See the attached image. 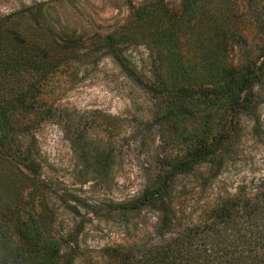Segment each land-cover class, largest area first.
Segmentation results:
<instances>
[{
    "label": "rangeland",
    "instance_id": "374dc122",
    "mask_svg": "<svg viewBox=\"0 0 264 264\" xmlns=\"http://www.w3.org/2000/svg\"><path fill=\"white\" fill-rule=\"evenodd\" d=\"M146 1L0 0V18L8 17V27L45 54L37 95L41 119L16 136L38 164V174L32 177L15 162L0 161L17 211L9 217L37 215L62 251L70 245L62 239L78 228L72 264H110L111 247L136 252L148 246L155 238L158 203L129 213L112 206L135 199L159 162L180 153L187 133L206 130L195 117L160 122L154 96L144 85L152 83L154 72L171 85L185 80L165 73L160 61L166 49L145 40L146 30L131 28L138 37L116 41L119 62L111 57L107 35H116L132 21L133 7ZM180 1L163 0L174 20L181 14ZM214 3L229 17L225 39L218 41L219 63L239 67L259 60L264 1ZM185 38L179 36L180 52L187 66L196 64L198 44L208 43L201 35L193 36V44ZM254 92L253 115H240L206 162L173 181L168 205L181 226L207 221L211 208L228 196L264 193V76ZM20 117L15 114L12 121H28ZM223 119L228 120L226 113ZM14 240L12 232L6 246L18 245Z\"/></svg>",
    "mask_w": 264,
    "mask_h": 264
},
{
    "label": "trees",
    "instance_id": "16d2710c",
    "mask_svg": "<svg viewBox=\"0 0 264 264\" xmlns=\"http://www.w3.org/2000/svg\"><path fill=\"white\" fill-rule=\"evenodd\" d=\"M216 1L220 0H181L176 20L168 14L163 0L138 3L133 7L132 21L116 35L106 37L111 57L119 62L113 44L137 38L135 27L146 30L145 40L166 49L160 61L165 73L185 80L184 84L171 85L154 72L152 83L144 85L154 96V112L160 122L179 123L195 117L206 129L187 133L181 139L180 153L159 162L153 180L135 199L112 206V211L129 213L158 203L160 214L153 241L136 252L109 248L110 264H264V193L228 196L211 208L207 221L192 226H181L168 205L175 178L206 162L240 115H253L254 87L264 76V38L259 60L239 67L219 63L218 41L225 39L223 29L229 17L218 11ZM7 19L0 18V161H13L34 177L38 164L16 136L41 119L37 95L45 77V54L8 27ZM194 35H201L208 45L198 44V61L187 66L178 39L186 37L184 40L193 44ZM15 114L28 121L15 124ZM212 116L215 121L210 124L207 118ZM5 187L6 179L0 174V264H72L79 229L62 239L70 243L62 251L60 242L37 222V215L9 217L17 211ZM12 232L18 245L8 248L5 243Z\"/></svg>",
    "mask_w": 264,
    "mask_h": 264
}]
</instances>
